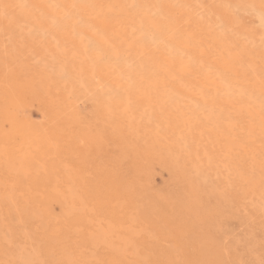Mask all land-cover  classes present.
I'll return each instance as SVG.
<instances>
[{"label": "rangeland", "instance_id": "rangeland-1", "mask_svg": "<svg viewBox=\"0 0 264 264\" xmlns=\"http://www.w3.org/2000/svg\"><path fill=\"white\" fill-rule=\"evenodd\" d=\"M8 1H10L12 5L11 9L0 7L2 12L0 14V63L1 61L7 60L9 65H7L6 68L8 70L9 68L14 69L19 78L22 79L32 76L34 80L38 81L41 79V72H47L48 75L53 76V78L55 73L53 74L52 71H57L60 74L62 73L61 76L63 77L60 76V79L55 76V79L57 78L55 82L58 85L61 82L63 83L59 85V88L65 89V95L68 97H66L65 100L61 98L58 99L56 104H53L51 107L54 111L56 108V113H58L59 110L60 112L63 110L62 112H67L69 114L74 113L79 116L81 131L76 136H72L68 139L67 152L63 157V163L67 160L69 165L70 163L73 164L71 167L72 170L79 175L83 174L86 184H90L91 182L93 185L94 182H99L102 184V187L108 188L111 187V180L115 176L123 177L124 179H127V177L131 180L134 179L135 183L143 185V190L146 192L145 194L152 200L160 202H162V199L166 201L168 198L175 201L176 197L184 194V189L187 186L188 180L194 181L197 192L201 193L203 196V204L206 206V209L208 208L209 215L205 221L199 220L200 218H187V221L181 224L180 230L181 232L185 231L187 243L190 242L189 244L194 246V244H197L196 242L202 241L205 237L208 242H213L221 248L223 253L221 256L222 263L264 264V61L261 60V58H263L262 53H264V33L262 28L258 25L257 15L253 14L255 11H249L247 9L249 4H255V7L259 6V8L264 9V0H261V3L258 1V4L255 0H156V2L155 0H143V5H147L144 10L141 11L139 8V6L142 8L141 1L112 0V4L115 6L111 4L107 6L106 0H98L97 6L96 4L88 6L92 9L91 11H93V14L90 15L91 17L85 14L84 11H77V13L75 12L76 14L69 12V10L72 11V7H68L69 5L66 0H44V5L46 4L45 6L48 8L42 10H39L38 7L35 6L34 1L37 0ZM81 1V4H83L84 1L86 5L92 4L93 2L95 3L97 0H90L92 1L91 3L90 1L87 3L85 0ZM70 2L80 4L77 0H70ZM117 2L121 5H118ZM130 2H134L133 7L128 10H125L124 6L122 8V5L125 4V6H128ZM1 5L2 3H0V6ZM25 8L28 15L30 13L29 18L21 19L18 12ZM95 8H97L98 14L95 12ZM217 10L224 11V14H219ZM145 13L147 17H150L153 24L146 25L145 23H136ZM97 15H102L105 20L110 21L118 31H114V33L110 34L111 36L102 33V31L95 26V21L93 20L99 17ZM85 16L88 17L86 18ZM7 19L11 20V24L7 23ZM163 21L167 22L169 25L163 28L166 31L165 33L168 34L167 37L169 35H171L169 36L171 39H183L187 37L188 49L182 47L174 48L172 46H170V48L167 46L166 41L157 39V37L154 36L155 34H151L152 30L150 31V28H152L153 25L157 27L160 26L161 23H164ZM38 22L44 24L41 30L36 29L38 27H36V23ZM57 22L60 24L67 22V28L70 30V39L73 38L74 42L77 40L80 42V45L83 39L82 45L86 46L85 49L88 52L81 51L82 53L80 52V54L76 56L77 50L73 45V40H61L59 38L58 32L66 26L63 25L64 23L58 25ZM68 22L73 24L68 25ZM208 23L211 25L209 26V30L215 33L214 35L213 33L211 34L213 36L217 35L216 38L218 41L219 38L222 37L228 40L229 45L226 49H219L217 47L216 44H218V41H215L216 38L213 40V37L209 35L211 31L209 34L207 33L208 31L205 34L204 30L206 31L205 28H207L206 25H209ZM61 26H64V28ZM83 28L86 29H84V32ZM142 28H144L145 31L147 30V32L142 33L139 31ZM87 31L97 36L98 34H102L103 44L100 46L97 43L99 48H96L97 45L94 47L96 42H90L89 38L92 36L94 37V35H89L88 37ZM37 32L39 34H37ZM95 32L99 33L97 34ZM34 35L42 40L39 45L46 48L44 49L46 51H43V53H39L35 46L30 45L31 41L26 42L27 38L29 39ZM147 35L149 37H147ZM99 36L101 37V35ZM204 38L207 39L205 40ZM85 39H87L89 43ZM70 41H72V43ZM120 43L124 45L122 44L119 46ZM129 43H133V45L138 47H145L146 44L147 46L142 53H139V56H136L138 58L135 57L131 62H128L130 63L128 68L124 67L122 63L130 59L129 57L132 55V52L135 54L133 49L127 52ZM122 46H125L124 49ZM199 46H201L205 53L201 58L197 57L195 51ZM227 50L229 52L239 51V59L234 62H229V66L232 67L233 64V69H237V72L234 73H237L238 77L234 76L231 68H229L231 69L230 71L227 66L224 65V58H228L226 57L228 56ZM114 51L116 52V56H119L117 60L110 59L114 57L111 54L114 53ZM78 52L79 51H77V53ZM71 53H75V57H72ZM108 53L111 55L109 56ZM88 54L95 56L96 60L93 61L95 66H99L100 64L105 68L108 67L112 73L116 71L114 74L117 75V80H119L121 86L127 83L130 92L133 90L135 92L138 90L140 91V85L142 84L140 78L142 77L144 81H146L144 77H151L148 78V80L152 79L155 81V93L154 91H151L152 94L148 92L152 99V103L148 105L149 107L145 105V103H142L144 99H141V101L140 99L139 101L134 99L130 100L133 105L134 114L137 116L139 115L138 120L142 125V132L144 135L146 133L147 135H154L153 127L155 128L157 127L156 125H158L154 130V132H156L159 129V137H156L157 140L155 143L157 146H155L157 149V157H155V159H144L139 153L122 151V144H133V148H135L137 145L142 146L143 140L137 137L138 134L136 132L131 131L127 127L128 124L124 119L117 116L111 117L105 110L104 105H100L94 100L97 95L95 93L105 91L108 93L105 97L111 99L109 101L110 103L112 102L114 104L119 100L122 101L119 97L124 95V88H119L116 93L111 94L108 90L109 86L113 85L110 84V81L107 82V80H104L101 75L96 76V73L91 77L92 83H90V85H87V87L83 85V74H81V71L77 68H84L88 63L89 66L93 64L91 59L88 58L90 56ZM163 54L172 61L174 66L171 65L169 68L160 70L159 65H161V61L160 59L158 60V58ZM65 55L66 59L64 58ZM141 55L143 56L141 57ZM137 59H139L138 66L142 65L141 68H143V70L140 68L138 69V66H134V62H136ZM181 61L185 62L181 63ZM185 63L189 65L188 70L190 69V71L195 74L193 73L192 75L190 71L188 74L182 71V66H184ZM42 64L46 65L42 66ZM251 64L254 65L252 66ZM56 65L60 70L59 68L56 69ZM144 65L145 67H143ZM61 66L63 68H61ZM6 68L4 67L5 70ZM125 69L132 70L131 72H134V74L139 70L141 75H137L136 77L133 74V78L131 79ZM94 70L92 72H94ZM65 74L67 75L65 76ZM197 74L198 76H196ZM201 74L207 76L214 82L218 81L220 87H216V89L211 86H206ZM160 75H163L162 80H164L162 82L159 81V77L161 78ZM128 76L130 81L128 80ZM254 79L256 81H254ZM242 80L244 82H242ZM158 81L160 83L156 85ZM258 84L260 86H258ZM89 86L90 89H87ZM92 88L95 89L93 90ZM164 88L169 90L165 91ZM182 89L186 90L187 93L182 91ZM214 89L216 92H214L215 95L213 94ZM89 90H92V92ZM240 91L242 93L239 95ZM224 92L225 95L223 94ZM231 92L234 94H231ZM156 94H161V96L164 94L166 97H171V100L169 99V102L166 101V104L161 105L164 101H160ZM253 94H255L254 97ZM157 97L161 103L156 99ZM222 98H233L232 100H236V103H232L233 106L231 105V107L225 106V104L221 105V100H224ZM255 101H261L260 103L262 105L258 102L259 105L257 106L258 103H255ZM253 103L255 104L253 105ZM242 105L244 106L241 108ZM20 107L21 113L33 124H45L51 120L48 103L41 102L39 99L25 97ZM207 109L209 110L207 111ZM258 109L260 112H258ZM210 110L214 112L209 113ZM56 113H54V115ZM214 114L218 115L214 117ZM205 115L207 116L205 117ZM227 117L230 120L227 119ZM66 118L63 119L67 120ZM69 119L67 120L68 123L70 122ZM170 120L171 122H169ZM183 120H186L184 122L185 124H182ZM216 120L217 123L221 121L219 124L220 126H223V124L230 126L221 127V129H224L222 132L225 131L226 128V135L223 133L224 137L221 139L210 135L204 140L206 134H204L203 131H200V134L197 133V129H202V125H204L206 121L207 125L210 123L209 127L214 129V126H218L216 125ZM225 122L230 124L227 125ZM181 125H183V127ZM252 125L255 127H252ZM231 126H233L232 130L229 129ZM117 127H119V131L116 129ZM182 129H184V131H182ZM83 130L87 132L86 135L83 134ZM187 130L189 133H187ZM179 131L181 135L178 137ZM208 131H210L209 134H211V130ZM228 132L230 134H228ZM212 134L215 135L216 133L212 132ZM92 138L93 140L97 138L95 143L91 141ZM119 138H121L123 142ZM150 141L152 142V140ZM169 141L170 144H168ZM120 142H122V144H120ZM157 142L159 145H157ZM175 143L178 145L175 146ZM226 143H228L227 146ZM180 146L181 149L179 151ZM248 149L251 154H248ZM166 151H169V154H167ZM173 155L175 157L178 155V158H175ZM195 158H197L198 161ZM162 159L169 160V166L163 164L161 162ZM60 163L63 164L62 162ZM194 164L196 167L192 166ZM172 165L173 167H171ZM173 168L177 169L173 171ZM60 170H62V166ZM196 171L198 172L197 175L193 174L196 173ZM189 174L192 175L190 176ZM201 177L203 179L206 178L203 184V179H200ZM167 183H169V185ZM54 208L57 214L59 208L57 205H54ZM161 211L171 218V210L162 207ZM209 211H211V213L213 211V213L210 214ZM195 220H199V222ZM207 221L210 222L208 225ZM203 232L206 233L203 234ZM200 235H203L202 238H199ZM15 248L16 247H13L12 249L14 250Z\"/></svg>", "mask_w": 264, "mask_h": 264}, {"label": "bare ground", "instance_id": "bare-ground-1", "mask_svg": "<svg viewBox=\"0 0 264 264\" xmlns=\"http://www.w3.org/2000/svg\"><path fill=\"white\" fill-rule=\"evenodd\" d=\"M66 1H67V4L69 5L68 7H72V11L69 10V12L77 13V11H84L85 14L89 15V17H91L90 15L93 14V11H91L92 9L88 6L90 5L93 6L94 4H96V6L98 5L97 4L98 0L95 3L93 2L92 4H86V5L84 4V1H83V4H81L82 2L81 0H77L78 2H80V4L70 2V0H66ZM85 1L87 3L90 0H85ZM92 1H90V3ZM106 1H107L106 3L107 6H109L110 4L113 5L112 0H106ZM137 1H141L140 3H142V8L139 6L140 11L144 10L147 4L143 5V0H137ZM255 1L257 2V4H258V1L260 3L262 2L261 0H255ZM0 3H2V5L0 6L1 8L11 9L12 7L10 1L8 0H1ZM34 3H35V6L38 7L39 10L48 8L45 6L46 4L44 5V0H37V1H34ZM133 3L134 2H130L128 6L127 5L125 6L124 4L122 5V8L124 6V9L128 10L129 8L133 7L134 5ZM22 4L24 5L23 2ZM117 4L121 5L119 2H117ZM254 5L255 4H252V5L249 4L247 9L249 11H255V13L253 12L252 13L257 15L258 25L262 28L263 33H264V9L259 8L258 5H257L258 7H255L256 5L255 6ZM1 8H0V14L2 13ZM96 9L97 8H95V12L97 13ZM217 11L219 14L220 13L224 14V11L222 10H217ZM145 14H143L142 17L136 23L138 22L145 23L146 25L153 24V22H151L150 17L148 16L149 17L148 18L147 14L146 15ZM18 15L21 19L23 18L28 19L30 13L28 15V12L25 8V9H21L18 12ZM97 16L99 17L93 20L95 21L94 22L95 26L99 28L102 31V33H104L105 35L107 34L110 35L114 33V31H118V29L110 21L105 20V18H103L102 15H97ZM85 17L87 18L88 16H85ZM85 17L84 19L86 21ZM6 21L8 24H11V20L7 19ZM163 22L164 23H161L160 26L158 27L153 25L152 28H150V31L152 30L151 34L152 33L153 35L155 34L154 36H156L157 39L166 41L168 47L172 46L174 48L182 47V48L188 49L187 37L183 39H175V38L171 39L169 37L171 35L167 37L168 34L165 33L166 31L163 28L169 25L167 22L165 21ZM63 23L60 24L57 22L58 25H62ZM70 24L72 25L73 23L68 22V25ZM208 24L209 25L205 24L207 28L204 27L206 29V31L204 30L205 34L207 31H208L207 32L208 34L211 31L209 30L210 29L209 26L211 25L210 23ZM43 25L44 24L40 22L36 23V27L38 26L36 29L41 30V27H43ZM63 25H65L66 27L64 28V26H61L64 29L58 32L59 38L61 40L62 39L69 40L70 30H68L67 28V22H65ZM93 28H94V25H93ZM84 29L85 28H83V32H84ZM139 31H141L142 33L147 32V30L145 31L144 28L140 29ZM86 33H88V37L89 35L91 36L94 35V37H96L94 38L92 36L91 38H89L90 42L91 41H94L93 43L96 42L94 47H96L97 43L100 46L103 44L102 43L103 37H102V34H98L99 32H95L98 34V36L89 31H87ZM211 33L213 32L211 31L209 35L210 37H213L212 39L214 40L217 37V35L213 36L215 33H213V35ZM37 34L39 33L37 32ZM99 35H101V37ZM147 37L149 36L147 35ZM70 40H73V38H71ZM82 40H81V45H80V42H78L77 40H75V42L73 40L74 42L73 45L75 49L79 51L77 53V51L75 50L76 56L80 54L81 51L88 52L85 49L86 46L82 45ZM85 40L88 41L87 39ZM27 41H31L30 45L35 46L36 50H38L39 53H43V51H46L44 50L46 49L44 46L39 45L41 44L42 40H40L36 35L32 36L29 39L27 38L26 42ZM215 41H218L217 38ZM70 42L72 43V41ZM122 44L120 43L119 46H121ZM218 44L216 45L219 49L220 48L226 49L229 45V42L226 38L222 37V38H219ZM125 46H122L123 49ZM146 46L147 44L145 45V47ZM52 47H53V44H52ZM145 47L144 46L138 47V46L133 45V43L132 44L129 43L128 45L129 49L128 48H127L128 50L126 49L127 52L133 49L135 54H133L132 52V55L131 56L129 55L130 59H127L125 63H122L124 67L129 68L128 65L130 63L128 62H131L132 59H134L136 56H139V53H142ZM96 48H99L98 45ZM195 51L197 53L198 58L199 57L201 58L203 57V55H205L201 46L196 48ZM227 52H228V56L226 57L228 58L227 59L224 58V61H225L224 65L227 66L228 70L231 71L232 69L234 76L238 77L237 73H234V72H237V69H233V64H232V67L229 66V62H234L239 59L240 57L238 53L239 51L237 50V52L236 51L229 52L227 50ZM111 54L114 57H111L110 59H115V60L118 59L119 56H116L115 51L114 53H111ZM111 54H109V56ZM71 55L72 57H75V53L73 54L71 53ZM262 55H263V58H261V60L264 61V53H262ZM142 56L143 55H141V57ZM64 58L66 59V55L64 56ZM88 58L91 59V62L96 60L94 55L93 56L90 55ZM159 59L161 61V65H159L160 70L169 68L171 65L174 66L172 61L168 57H166L164 54L161 55L160 58H158V60ZM97 60H100V59H97ZM138 60L139 59H137L136 62H134L135 67H137L139 64ZM182 62L184 63L185 61H181V63ZM7 65H9L7 60L3 62L1 61L0 63V264H225V263H222V258H221L223 254L222 250L217 244L210 242V241L208 242L207 239H205L204 237L202 241L196 242L197 244H194V246L192 244L190 245L189 244L190 242L187 243V239H185L187 238L185 231L181 232L180 230L181 224L183 222H186L187 218L189 219H199L200 218L199 220L205 221L207 220V217L209 215L208 210H207L208 208L206 209L205 208L206 206L203 204V196L201 193L197 192L194 181L188 180L187 186L184 189V194L176 197L175 201L170 198L168 199L166 198L167 199L166 201H163L162 199L163 203L160 201L152 200L147 194H145L146 192H144L143 190L144 188L143 185H139L135 183L134 179L131 180L128 177L127 179H124L123 177H117V176L113 177L111 180V187H108V188L102 187V184L99 182L98 183L94 182L93 185L91 184V182L90 184H86L85 176L83 174L79 175L78 173L72 170L71 167L73 164L70 163L69 165L67 160L63 163V157L66 155V152H67L68 139H70L72 136H76L81 131V128H80V120H79L78 114H74V113L69 114L67 112H62L63 110L61 112L59 110V112L56 113L57 112L56 108H55V111H56L55 112L51 107L53 104L54 105L56 104L58 99L61 98L65 100L66 97H68L65 95L66 90L63 88H59L60 87L59 85L62 82L59 85L55 82V80L59 78L62 73L60 74L57 71L55 72L52 71L53 74L55 73V76L57 77L56 79H55V76L53 78V76L48 75L46 71L45 72L47 74L44 72H41L42 74L41 79H39L40 78L39 77L38 81L34 80L32 76H30L29 78L22 79V78H19V76L17 75L14 69L12 68L10 69L8 67L9 68L8 70L6 68ZM43 65H46V64H42V66ZM188 66L189 65H186V63L184 64V66H182L183 67L182 71L186 72L187 74L190 71V69L188 70ZM4 67L6 68L7 71L4 69ZM141 67L142 65H139L138 69L140 68L141 70H143V68ZM143 67H145V65ZM57 68L59 67L57 66L56 69ZM61 68L63 67L61 66ZM77 69L81 71V74H83L82 82L84 83L83 85L86 87L87 85H90V83H92L91 77L95 75L94 73H96V76L101 75L104 80H107V82L110 81V84L113 85V86H109V90H108L111 94L116 93L119 88H124V95L122 97H119V99H122V101L119 100L115 102L114 104L112 102L110 103L109 101L111 99L109 97L107 98L105 97L108 94L105 91L95 93L97 95L96 97L94 96L95 97L94 100L100 105L101 104L104 105L105 110L107 111V113H109L111 117L117 116L119 118L121 117V119H124L128 124L127 127L131 131L136 132L138 134L137 137L143 140L142 146L137 145L135 148H133V144H125V143L122 144L123 141L121 140V138H119L122 141L120 142V144H122L124 147V148L121 147L123 152L133 151V152L141 154L144 159H150V160L155 159V157H157V149L155 148L156 146L155 143L157 140L156 137H159L158 135L159 129L156 132H154V130L158 127V125H156L157 127L155 128L153 127L154 129L153 133H155L154 135H147V133L144 135L142 132V125L140 124L138 120L139 115L137 116L136 114H134L133 105L130 102V100H133V99L136 101H139V99L140 101L141 99H144L142 103H145V105L148 106L149 103H152V99L150 98L149 93L152 94L151 91H154L156 87L154 84L155 81H153L152 79L148 80V78H151V77H148V78L144 77V79L146 78V81H144L142 77L140 78L141 79L140 81L142 83L140 85V91L138 90L135 92L133 90L130 92L129 90L130 88L129 86H127V83L121 86L119 80H117V75L114 74L116 73V71L112 73V71H110L108 67L105 68L103 67V65H100V64L99 66H95L93 62V64H91L90 66L88 63V65L85 66L84 68H80V69L77 68ZM93 70L94 72H92ZM125 70L128 72L127 74H129L132 79L133 78L132 75L134 74V72H131L132 70L131 71L127 69ZM140 73L141 72H139L138 70L137 72H135L134 76L136 77L137 75L140 76L141 75ZM190 73L192 72L190 71ZM66 75L67 74H65V76ZM160 76L161 78L159 77L160 79L159 81L162 82L164 80V79L162 80L163 75H160ZM196 76H198V74ZM201 76L203 77L204 79L203 81H205L206 86L208 87L211 86L214 88L220 87V85H218L219 84L218 81L214 82L210 78L202 74ZM128 80H129V76H128ZM256 80L254 79V81ZM159 81L156 83V85L160 83ZM242 82L244 81L242 80ZM97 85H98V82H97ZM202 85H203V82H202ZM258 86L260 85L258 84ZM87 89H90V86ZM232 89H235V88H232ZM166 90L167 88L165 89V91ZM89 91L92 92V90H89ZM182 91L187 93V91L184 89H182ZM241 91L244 92L243 90ZM241 91L239 95L242 93ZM214 92H215V89L213 91V94ZM93 94H94V91H93ZM223 94L225 95V92ZM231 94H234V93L231 92ZM156 96L159 97L160 101H164L162 102L161 105L166 104L167 103L166 101L169 102L171 100V97L170 98L168 96L166 97V95L164 94L162 96L161 94L159 95L156 94ZM254 96L255 94H253V97ZM25 97H31L32 99L34 98L39 99L41 102H45L46 104L48 103V107L50 108L49 112L51 113L50 115L51 120L45 124L31 123L29 119L26 118V116L23 113H21L20 104ZM158 97L156 99H158ZM243 97H244V94H243ZM225 99L224 100L220 99L222 101L221 105L225 104V106H228V107L229 106L231 107L232 103L236 101V100L235 101L232 100L233 98L226 99V100ZM258 102L260 103L261 101H258ZM258 102L255 101V103H258ZM255 103H253V105ZM259 103L257 104V106L259 105ZM260 105L262 104L260 103ZM56 106H53V107H56ZM243 106L244 105H242L241 108ZM208 110L209 109H207V111ZM213 112L214 111L210 110L209 113H213ZM258 112H260V110ZM54 113L56 114L54 115ZM217 115H215L214 117H216ZM206 116L207 115H205V117ZM63 118H66L67 120L70 118L69 119L70 122L68 123V121L64 120ZM227 119L229 118L227 117ZM185 121L186 120H183L182 124ZM169 122H171V120ZM206 122H204V125H202L203 127L202 129L199 128L201 130L197 129V133L200 134V131L201 132L203 131V133L206 134V136L204 137V140H206L208 136L210 135L215 136V138L218 137L219 139H221L224 137L225 131H227L225 128V131L222 132V130L224 129H221V127L222 128L230 127L224 124H223L224 127L220 126L219 124L221 123V121L220 123H217V120H216V123H217L216 125L218 126L217 127L214 126V129H213L212 127H209L210 123L209 125H207ZM191 124L195 125L194 123H191ZM226 124L228 125L230 123H226ZM179 125H180V122H179ZM181 126L183 127V125ZM232 127L233 126H231V128L229 129L232 130ZM252 127H255V126L252 125ZM116 129L119 131V127H117ZM208 130H211V134H209L210 131ZM182 131H184V129H182ZM212 132L213 133L215 132L216 134L213 135ZM178 133H179L178 134V137H179L181 135V132L179 131ZM187 133H189L188 130H187ZM83 134L86 135L87 132L83 130ZM228 134L230 133L228 132ZM96 140L97 138H94V140L93 138L91 139V141H93L94 143L96 142ZM150 140H152V142ZM228 143H226V146ZM168 144H170V141ZM157 145H159L158 142H157ZM177 145L178 144L175 143V146ZM180 149H181V146L179 148V151ZM166 152L167 154H169L168 153L169 151H166ZM248 152H247L248 154H251L249 149H248ZM158 158L160 160L159 156ZM175 158H178V155ZM60 162H62L63 164H61ZM161 162L165 165L169 164V160H166V159H162ZM60 165L62 166V170H60V167H61ZM192 166H195V164ZM171 167H173V165ZM176 169L177 168H173V171H175ZM197 173L198 172L196 171V173H193V174L197 175ZM24 177L26 178V180ZM200 179H203V178L201 177ZM205 179L206 178L202 180V184ZM167 184L169 185V183ZM54 205H57L59 208V212L57 214L55 213ZM162 207L164 209L168 208L169 210H171V213H170L171 218L166 216L164 212L161 211ZM209 212L210 214L213 213V211L212 213L211 211ZM199 220H195V221L199 222ZM208 223L210 222L207 221V225ZM205 233L203 232V234ZM202 236L200 235L199 238H202ZM13 247H16V248L13 250L12 249ZM232 247H235V246H232Z\"/></svg>", "mask_w": 264, "mask_h": 264}]
</instances>
